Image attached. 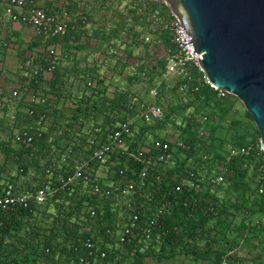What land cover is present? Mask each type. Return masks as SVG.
<instances>
[{
	"label": "trees",
	"instance_id": "1",
	"mask_svg": "<svg viewBox=\"0 0 264 264\" xmlns=\"http://www.w3.org/2000/svg\"><path fill=\"white\" fill-rule=\"evenodd\" d=\"M23 1L28 8H39L33 0ZM43 10L50 15L60 16L64 12L71 15L72 25H69L66 34L74 28V19L79 27L88 23L87 13L80 6V1L71 2L65 10ZM111 11L115 16L120 12L115 9ZM130 12L131 15L129 12L128 15L125 12L118 13L122 24L114 32V37L118 38L121 45L127 44L124 38L132 36L131 33L136 35L134 28L125 24L144 21V30L148 29V34L144 35V50L148 56L151 55L149 48L152 41L147 43V37L155 41L156 50L164 47L165 51L174 47L171 35L161 29V23L156 19L169 15L167 7L143 0L142 7ZM74 32L63 36L37 37L40 42H45L46 48L39 61H33L30 66L32 71L29 73L35 72L30 77V87L25 92L19 89L17 96L11 95V103L20 113L10 124L5 121L6 114L0 116V133L6 138H0V188L11 184L18 190L21 188L19 191H36L47 181L58 184L61 179L72 176L76 165L83 160L89 162L90 169L84 171L83 177L75 180L68 188L58 191L45 204H31L29 208L14 207L6 211L0 207V264H148V258L161 264L164 261L176 263L180 257L190 258L194 264H206L211 260L212 264H245L242 257L238 256V250L234 249L238 248L242 239L250 245V241L257 240L263 230L255 231V226L251 227L248 218L252 215L248 213L255 212L253 207L264 212V152L259 157L254 153L231 158L226 164L224 184L199 190L176 189L183 180L190 177V173L218 170L220 162L227 159L230 148L253 145L259 150L260 142H248L247 132L246 136L237 134L227 149H223L222 143L218 142V130L223 127V121L230 116L235 101L239 99L230 94L219 97L213 87L203 83L202 74L197 71L192 81H182L189 85L187 93L182 96L174 81L171 88L163 83L158 86L157 82L166 65L165 57L144 61L137 76H144L148 67L146 64L150 63L148 74L153 85L158 86V99L169 89L178 99L173 100L175 104L169 102L167 106L157 99L162 108V117L149 124L142 119L144 125L140 130L135 131V122L130 123L132 136L126 139L127 152L109 157L105 177L99 178L97 172L100 161L93 157L94 150L110 141V134L117 122H130L139 114L137 106L132 105V99L144 98L135 94L130 86L105 83L106 79L113 80L119 75L125 77L127 63L122 61L117 51L119 45L113 53V58L118 57L114 73L110 70L102 79V75L89 69L90 72L81 79L84 86L78 105L57 109L51 101L61 100L64 90L62 83L58 82L63 70L61 54L55 44L62 37L64 40L69 39ZM104 40L110 43L112 38L105 37ZM132 45L129 44L128 48ZM51 48L58 53L56 58L49 57ZM52 65H55L54 86L36 92L44 73ZM129 76L132 75L128 73L126 78L131 85L137 83V76ZM88 78L91 79L88 81ZM89 82L93 87L88 86ZM31 87L36 91H32ZM32 94L46 97V103H31ZM167 110L176 118L182 116L179 125L176 118L167 117ZM245 114L254 121L247 110ZM202 116H206L207 120H198ZM168 122L179 128V139L191 145V150L181 149L177 152V166L169 168L161 182H152L158 170L151 169L148 180L150 190H144V187H138L139 173L144 165L128 152L139 156L143 147L151 146L147 143L149 132L164 129ZM239 124L237 120H232L230 127L236 128ZM16 129L29 130L33 134V142L29 145L15 142ZM253 130L259 135L256 125H253ZM155 141L173 142L160 135L155 136ZM204 155L207 156L206 161L203 160ZM30 173H34L35 178V183H30L32 185L27 182ZM249 173L253 183L247 181ZM85 176H90L93 182L101 185L107 181L113 189L132 186L130 200L118 204L113 197L96 196L90 191L92 182H86ZM21 180L28 186L20 187L18 182ZM262 188L263 193L260 192ZM233 194L236 196L233 197ZM131 208L139 212L140 227H144L146 221L154 217L159 209L164 211L147 248L140 228L130 241L120 243V235L131 220ZM247 232H250L249 236ZM230 234L233 237L229 239ZM88 241L93 244V255H90L86 246ZM230 243L234 246L229 247ZM254 264H261L260 260Z\"/></svg>",
	"mask_w": 264,
	"mask_h": 264
},
{
	"label": "built area",
	"instance_id": "2",
	"mask_svg": "<svg viewBox=\"0 0 264 264\" xmlns=\"http://www.w3.org/2000/svg\"><path fill=\"white\" fill-rule=\"evenodd\" d=\"M148 3L164 6L169 9V15L166 17H158L157 20L161 23V29L167 32L172 37L173 48H168L164 51V57L166 59V65L164 72L161 76L158 86L160 84H167L168 81H174L177 85L178 92L183 96L187 93L189 85L183 80L192 81L194 78V72L202 74L203 83L213 85L208 80L207 76L202 69L199 58L202 54L195 55L193 48L187 39V33H184L181 28V22L175 14L170 10L169 5L164 0H146ZM7 16L15 22H22L26 25L31 26L37 36L42 35H65L69 25L72 23V17L68 12H64L62 15H50L47 14L43 9L26 7L23 0H10L6 9ZM150 37L146 38L149 41ZM181 44V45H180ZM187 44V45H183ZM57 52L51 48L49 57L56 58ZM33 60L27 61L26 65L31 66ZM55 71V65L50 66L45 73H53ZM27 73L28 77L34 75ZM89 87H93L92 83H88ZM158 86L150 90L149 100H140L138 97L132 99V105L137 106L140 117L146 124L152 123L153 121L162 117V108L157 103L158 99ZM214 88V87H213ZM218 92V96L223 98L229 94L225 90L214 88ZM14 96L18 95V92L13 93ZM31 103L33 104H45L46 97H40V95H31ZM190 117V116H189ZM198 120L204 122L207 120L206 116L200 117ZM204 132L201 135L204 136ZM132 136V129L130 122H117L110 134V141L100 147H97L93 152V157L100 161V168L97 172L99 178V171H107L108 158L113 154L127 152L126 139ZM15 142L19 144L29 145L33 142V134L29 130H16L14 132ZM191 150V145L176 139L173 142H162L154 141L151 146H148L142 150L138 155L128 152L130 156L137 158L142 162L143 169L139 173L140 183L138 187L149 189L148 180L150 179V170L155 169V164L166 166L168 168H174L177 166V152L179 150ZM154 152V155H152ZM264 152L260 147L259 150L255 149L253 145L244 146L241 148H230V153L225 161H221L218 167L219 172L213 170L211 173L206 171H199L197 174L190 173V177L183 180L180 185L177 186V190H199L207 189L208 187L219 186L224 184L225 176L227 171V162L231 158L237 155H250L256 153V156H260ZM207 156H203V160L206 161ZM90 169L89 162L83 160L79 165H76L75 173L66 178L61 179L58 184L53 181H47L36 191H19L15 186L8 184L7 186L0 188V207L3 210H9L14 207L29 208L31 204L42 205L45 204L51 197H53L58 191L65 190L68 186L72 185L75 180L83 177V172ZM124 174V171H121ZM85 181L92 182L90 191L101 198L113 197L116 203L120 204L123 199H126L132 186L124 187L121 189L112 188L110 185L99 184L92 181L90 176H85ZM163 174L159 172L152 177L153 183L161 182ZM155 180V182H154ZM263 193V188L260 190ZM131 220L130 223L125 226L124 230L120 235V243H126L136 236V232L141 229L145 237V247L147 248L152 241L153 230L158 226V219L164 214L162 209H159L157 213L151 219L147 220L144 227H140V215L137 209L131 208ZM94 214V213H93ZM87 248L90 251V255H93V244L88 241ZM241 264V263H236Z\"/></svg>",
	"mask_w": 264,
	"mask_h": 264
},
{
	"label": "crops",
	"instance_id": "3",
	"mask_svg": "<svg viewBox=\"0 0 264 264\" xmlns=\"http://www.w3.org/2000/svg\"><path fill=\"white\" fill-rule=\"evenodd\" d=\"M33 1L37 7L49 11H58L59 8L65 10L70 6L71 2L80 1V6L84 7V12L87 13L88 17V23L80 27L79 23L76 22L77 20L74 19V28H71L70 33L66 34L69 35L75 31L74 35L66 40L60 37L62 41L60 40L58 44H55L61 54V67L63 70V72H60L61 77H59L58 82L62 83L61 85L64 90L61 100L51 101L57 109H69L78 105L84 86L81 79L85 74L93 71L102 75L103 79V75L109 74L110 70L112 74L114 73L117 69L116 60L118 57L115 58V56L113 58V53L119 45L120 48L117 51H119L122 61L127 63L125 75L129 73L132 76H137L140 74L138 71L144 65V61H155L158 58L164 57V47L156 50L154 47L155 41L151 37L149 41H146L147 43L152 41L149 48L151 55L148 56L147 51L144 50V21L134 24V22L129 23L127 20L128 23L125 25L133 27V32L136 34L133 36V33H131L132 36L128 37H126V34H123L126 37L124 39L127 40V44L122 43L121 45L118 38L114 37V32L122 24L118 13L125 12L127 14L129 12L131 15L130 10L135 11L142 7L143 0H121V2H116L117 0ZM7 3L8 0H0V116L3 117L6 114L5 121L10 124L15 120V116H18L20 113L17 107L11 103V95L15 91H19V89L25 92L30 87L31 78L27 76V73L32 71V67H28L25 62L34 58L37 59L33 60L34 63L35 61L38 62L46 46L44 41L40 42L38 40V36L31 26L22 22L12 21L7 16L5 11ZM111 9L120 12L115 16ZM105 37L112 38L110 43L104 42ZM132 43L133 45L138 43L137 47L133 46ZM112 44L116 46H112ZM129 44L132 46L128 48ZM125 45H127L126 48ZM105 57L108 60L107 63ZM89 69L90 71H88ZM53 79V73H44L42 81L37 85V91L32 87L31 89L36 92L48 90L54 86ZM90 79L88 78L87 80L89 81ZM107 82L114 85V79L109 81L106 79L105 83L107 84ZM130 87L134 92H137V85H130ZM8 117H12L11 122ZM134 120L135 118H132L130 123L134 122ZM0 138L6 139L1 133ZM33 175L34 173H30L31 179L28 184L35 183ZM18 183L20 187L26 184V182L22 183V180ZM209 263L212 264L213 260L207 262V264Z\"/></svg>",
	"mask_w": 264,
	"mask_h": 264
},
{
	"label": "water",
	"instance_id": "4",
	"mask_svg": "<svg viewBox=\"0 0 264 264\" xmlns=\"http://www.w3.org/2000/svg\"><path fill=\"white\" fill-rule=\"evenodd\" d=\"M164 1L195 55L202 54L199 63L213 87L250 113L264 151V0Z\"/></svg>",
	"mask_w": 264,
	"mask_h": 264
},
{
	"label": "rangeland",
	"instance_id": "5",
	"mask_svg": "<svg viewBox=\"0 0 264 264\" xmlns=\"http://www.w3.org/2000/svg\"><path fill=\"white\" fill-rule=\"evenodd\" d=\"M147 30L148 29L144 30V35L148 34ZM146 65H148V67H147L146 71L144 69L145 75L144 76H137L138 81H135L137 83H135L134 85L138 86L136 89L137 92H135V94L141 95L144 98V100H149L150 99V94H149L150 90L153 89L156 84L153 85L154 83L152 82V79L150 78V74H148L149 73L148 68L150 66V63H148ZM127 75H128V73L125 75V77H123L121 75H119V76L116 75L117 77L114 79L113 83L116 85L118 84L120 86H124V87L130 86L132 83L130 84L127 81V78H128V77L126 78ZM129 77H132V76H129ZM168 85H169V88H171L173 83L171 81H168ZM32 91H34V90H32ZM160 98L158 100L161 101L163 105L167 106L169 104V102H172L173 104H175V102L173 100L178 99V96L175 97V93H173L169 89V91H165L163 97L161 99ZM245 110L246 109H245L244 105L242 104V102L240 100H236L234 105H233L232 113L230 114L229 117H227L223 121V127L221 129H219L218 133H217L218 142L222 143L221 146L223 147V149H227L229 146H231L230 141L233 140V138L237 134H243L244 136H246V132L248 133V135L246 136V140L248 142H254V143L260 142V136H259L260 134L257 135V133H255V131L253 130V125H255V123L245 114ZM166 115H167V117H170V119H172V118L174 119L177 117L168 110L166 111ZM8 118L11 122L12 117H8ZM181 118H182V116H180L179 118H176L177 125H179L181 123V120H182ZM232 120H237L238 122H240V124L236 128H232V127H230V122ZM134 122H135V131L140 130L141 126L144 125L142 118L140 117L139 114L136 115ZM153 131L149 132L148 139H147V143H149L150 145H151V142L155 141V136H157V135H160L161 137H166L171 141L179 139V128L173 127L172 124L169 122H168L167 126L164 127V129L155 130V132H153ZM148 146L149 145L145 146V148H147ZM145 148L143 147V150ZM155 168L157 170H159V172H161V174H163V176H165L166 172L169 169L168 167L163 166V165H159L158 163L155 164ZM105 174H106L105 171H99L100 177H102V176L105 177ZM250 178L251 177H250V173H249L247 181H250L251 183H253V181L250 180ZM30 179H31V176L29 174V178L27 180L28 183H29ZM106 182L107 181H105V184L107 185L108 183H106ZM24 186H26V185H24ZM234 196H236V194H233V197ZM130 198H131V192L128 194L126 199H123V201L128 202L130 200ZM253 209L255 210V212H253V214H252V211H250L248 213V215H250V214L252 215L250 218H248V223L251 225L252 228L255 226V231L256 230L258 231L259 229H263V230H261V233H259V237L257 238V240L250 241V243H251L250 245L249 244L247 245L245 243V241H243V239H242V240H240V242L238 244V248L236 247L234 250H236V251L238 250V256L242 257L243 261H245V264H254L255 262H258V260H260L261 264H264V212H261L258 207H253ZM52 211H54V210H52ZM239 217H240V215H239ZM238 219L239 218L237 217V221H238ZM233 225H235V222ZM249 233L247 232L248 236H249ZM232 237H233V234H230L229 239ZM228 246L233 247L234 245H232L230 243V244H228ZM147 262H148V264H157L152 258H148ZM173 263L174 264H194L190 258L185 259L182 257H180L176 261V263H175V261L174 262H172V261L161 262V264H173ZM200 264H204V263H200Z\"/></svg>",
	"mask_w": 264,
	"mask_h": 264
}]
</instances>
